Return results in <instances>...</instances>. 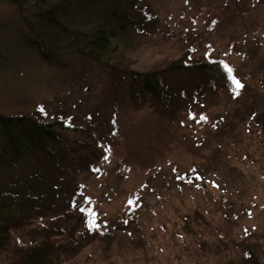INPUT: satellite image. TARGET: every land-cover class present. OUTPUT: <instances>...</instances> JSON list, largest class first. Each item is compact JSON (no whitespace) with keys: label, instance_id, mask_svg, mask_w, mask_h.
<instances>
[{"label":"rangeland","instance_id":"obj_1","mask_svg":"<svg viewBox=\"0 0 264 264\" xmlns=\"http://www.w3.org/2000/svg\"><path fill=\"white\" fill-rule=\"evenodd\" d=\"M48 13L126 36L91 60L60 50ZM201 60L243 87L187 68ZM130 73L157 74L175 113ZM0 114L67 127L58 166L0 132V206L29 217L0 264L44 242L53 264H264V0H0Z\"/></svg>","mask_w":264,"mask_h":264},{"label":"trees","instance_id":"obj_2","mask_svg":"<svg viewBox=\"0 0 264 264\" xmlns=\"http://www.w3.org/2000/svg\"><path fill=\"white\" fill-rule=\"evenodd\" d=\"M48 16V23L52 28L70 36L69 40L61 41L60 44L63 48L60 50L75 52L80 56L98 62L105 63L104 60H108V50L116 37L126 36V33H124L126 29L122 20L114 26H101L93 33L84 34L63 27L52 13H48ZM40 41L43 48L40 54L45 61H49L47 58L49 53L47 50L48 44L44 39ZM113 50L115 48L111 51ZM187 68L196 69L195 71L210 78L227 79L228 76V72L220 63H212L206 60L188 63ZM129 81L131 82L129 83L131 90H134L136 93H146L153 100L161 103L169 115L175 113L171 111L170 106L166 103L165 88L161 78L157 74L130 73ZM63 125L56 122L41 123L24 115L5 116L0 114V132L6 140L5 145L9 147L11 155H17L21 147L25 146L30 150L45 154L52 163H55V166H58L57 163L60 159L59 149L63 143L59 130L67 128ZM19 206H21L19 202L4 203L0 206V251L4 250L9 244L11 239L10 230L13 227L20 226L23 220V224L26 223L29 218L27 215H22L19 212ZM51 231L46 230V233H50ZM52 232L63 233L60 230ZM68 235L72 236L69 232ZM58 249L59 246L51 242L33 245L26 249L16 248L14 252L20 258L15 264H53ZM243 260L245 264H259L258 259L250 251L245 254Z\"/></svg>","mask_w":264,"mask_h":264},{"label":"snow or ice","instance_id":"obj_3","mask_svg":"<svg viewBox=\"0 0 264 264\" xmlns=\"http://www.w3.org/2000/svg\"><path fill=\"white\" fill-rule=\"evenodd\" d=\"M224 68H225V70L228 72V74H229L230 78L232 79V82L234 83L235 87H236L237 89L242 88L243 85L240 84V82H239L238 80H235L234 78L231 77L232 69H231L228 65H224ZM238 94H239V93L237 92V95H238ZM40 110H41V111H44L42 108H41ZM202 119H203V118H202ZM129 203L131 204L132 202L130 201ZM90 215H92V216H93V219H94V214H90Z\"/></svg>","mask_w":264,"mask_h":264}]
</instances>
